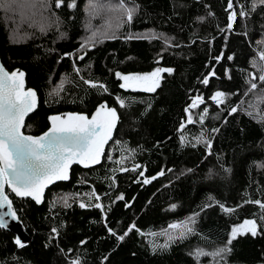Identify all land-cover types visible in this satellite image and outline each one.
Segmentation results:
<instances>
[{"label":"trees","instance_id":"trees-1","mask_svg":"<svg viewBox=\"0 0 264 264\" xmlns=\"http://www.w3.org/2000/svg\"><path fill=\"white\" fill-rule=\"evenodd\" d=\"M68 2L60 9L51 6L61 22L43 32L40 28L47 23L40 14L43 0L0 6L1 62L9 72L23 71L26 88L37 93V107L28 116L24 133L40 135L53 115L90 117L102 102L117 109L119 121L101 163L87 169L74 166L70 179L47 189L40 204L9 194L30 242L20 248L10 231L0 229V264H197L192 255L197 248L210 251L222 246L233 226L259 215L254 204H244L246 199L264 201V122L256 118L264 116V83L251 66L259 63L258 53L264 50V3L234 0L237 21L229 32L228 0H129L125 7L138 6L131 23L118 7L121 0H75L71 9ZM241 10L248 15L240 17ZM93 32L115 33L117 38L82 50L81 43ZM148 32L167 40L125 39L130 33ZM222 53L217 62L214 58ZM78 55L84 60L76 59ZM156 68L173 72L161 73L155 92L119 88L115 72L150 73ZM213 69L215 76L203 85L201 80ZM85 79L103 83L108 92L85 84ZM252 82L257 88L249 91ZM216 91L231 94L225 105L218 107L210 99ZM117 96L125 100V107H119ZM195 96H203L205 102L192 110L193 123L188 124L185 109ZM205 107L208 114L201 125ZM231 107L237 112L229 114ZM204 132L213 145L210 154L197 142ZM136 164L140 167L132 171ZM121 167L129 170L113 171ZM161 169L165 174L150 184L138 182ZM141 171L144 177L138 175ZM93 190L101 197L98 202L104 205L110 227L123 234L135 223L140 232L131 231L123 241L111 236L104 212L79 207L81 201L89 202L87 194ZM73 193L80 195L73 200ZM121 194L125 200H116ZM63 196L69 197L71 206H64ZM91 202L97 201L93 197ZM126 202L132 206L126 208ZM220 203L234 211L224 213ZM205 204L212 206L201 211ZM195 212L200 215L194 235L153 252V241L165 242L158 235L163 229ZM53 227L58 230L55 236ZM231 249L222 264H264V234L240 235ZM199 264L214 262L201 257Z\"/></svg>","mask_w":264,"mask_h":264},{"label":"snow or ice","instance_id":"snow-or-ice-1","mask_svg":"<svg viewBox=\"0 0 264 264\" xmlns=\"http://www.w3.org/2000/svg\"><path fill=\"white\" fill-rule=\"evenodd\" d=\"M16 0H0V6L7 4L10 8ZM129 0H121L118 7L126 15L127 22L131 23L134 19L138 6L125 7V3ZM264 3V0H259ZM65 4V0H43L41 16L47 22L42 24L40 30L46 31L47 27L52 24H58L61 22L57 13L52 10V5L55 9H60ZM253 4V10L255 8ZM68 8L76 7L75 0H70L67 3ZM234 7V0H228L226 11L229 12L227 30L231 32L233 30V24L237 21V12L232 11ZM48 13V15H44ZM209 15H212L209 13ZM240 17H245L248 12L245 10L239 11ZM203 20V17L200 18ZM115 33H102L93 34L85 38V42L81 43L80 48L91 50L96 43L102 42V39H115ZM165 39L162 34L156 33H140L137 35L129 34L125 39L132 40H158ZM258 44L262 41H257ZM71 53H65L64 56H71ZM84 55H78L76 59L84 60ZM223 58V53L214 59L217 62ZM228 60H232V56L227 57ZM259 63L253 61L251 66L259 71V81L264 83V50H260L258 53ZM59 62V61H58ZM75 67V65H74ZM77 74L79 69L75 68ZM167 72L171 74L173 69L171 68H156L150 73L146 74H122L121 72H115V77L121 81L119 88L123 90L140 91L146 93L155 92L159 87L161 73ZM227 74V70H226ZM25 73L19 69L7 71L3 65H0V229H4L8 226L6 217L11 218L13 221H18V210L13 207V200L10 199V195L6 194V188L10 190L11 194H14L16 198H31L37 204L42 202L45 189L56 181H68L70 179L69 170L73 164L82 165L84 168H91L101 163V158L104 156V147L109 140L112 139V133L116 129L119 121V116L116 108L109 107L106 102H102L98 105L96 112L92 115L91 119L83 114H66L64 116L53 115L49 117L50 128L41 134L40 136H32L25 134L22 129L26 127L25 117L37 107V93L35 90L28 88L25 90L24 85ZM215 76V70L209 72L201 80V83L208 86L210 78ZM251 80H256V76L253 73H248ZM85 84L91 85L93 88H99L103 93L108 92V88L103 83L95 84L90 80L85 79ZM257 84L250 83V89L255 90ZM58 94V93H57ZM231 95L224 93L223 91H216L210 99L219 107L225 105L226 98ZM247 95V93H245ZM119 107H125V100L121 97H116ZM143 102V101H141ZM205 102L203 96H195L191 100V104L186 107L185 112L188 113L187 123H193V117L191 112L193 109L198 108ZM150 106V105H149ZM237 112V107H231L229 114ZM208 114V108L205 107L202 110V114L199 116V123L204 124L206 116ZM250 114V113H249ZM251 115V114H250ZM259 121L264 122V116L256 117ZM181 130L185 128L184 123L180 125ZM219 129H212V132H217ZM208 133L204 132L203 135L197 137V142H202L204 146L211 153L213 147L211 138H205ZM195 146V145H193ZM108 159H112L109 155ZM124 157L117 160L118 165L123 163ZM140 165H133L132 171L139 168ZM129 169L121 167L114 169L113 171L126 172ZM165 169H161L156 176L145 177L142 181L143 184H150L153 180H156L159 176L165 174ZM172 171V169H167ZM140 177H144V172L141 171L138 174ZM112 183H115L113 178ZM79 193H73L71 198L75 200ZM88 195V203L81 201L79 203L80 208L94 207L104 212V205L99 203L101 197L93 190ZM95 198L96 203H92V198ZM209 197V200H212ZM61 200L65 207L71 206L69 204V197L63 196ZM116 200H125L123 194L116 197ZM254 204L258 210L259 215L256 218L244 219L242 223L237 226H233L230 230L227 241L222 246L215 248L214 250L205 251L202 248H197L192 255L196 258L197 264H199L201 257H209L214 264H222L224 258L232 251V242L240 235L251 234L253 237L264 234L258 229H264V201L246 199L244 204ZM126 208H130L132 205L125 204ZM211 204H205L202 206L201 211L211 207ZM224 213H231L234 209L229 208L223 203L218 205ZM239 205L237 207H242ZM6 211H3L4 208ZM172 209L176 208V205H171ZM108 211H111L109 208ZM200 215V212H195L185 220L170 223L167 228L163 229L158 235L165 238L163 244H156L152 242V250L164 251L167 250L172 243L177 240L186 239L188 236L195 234L193 225L196 223V217ZM105 227L111 236H114L117 241H123L125 237L133 230L140 232L135 223L128 226V228L119 234L115 228L110 227L107 223V213L104 212ZM57 228H52V233L57 234ZM140 234L143 235L141 232ZM15 244L23 248L26 245L22 242V239L17 237ZM85 242L81 241V245ZM103 259H107L104 257ZM73 264H77L73 261Z\"/></svg>","mask_w":264,"mask_h":264},{"label":"water","instance_id":"water-1","mask_svg":"<svg viewBox=\"0 0 264 264\" xmlns=\"http://www.w3.org/2000/svg\"><path fill=\"white\" fill-rule=\"evenodd\" d=\"M0 65H3L2 64V62H1V59H0ZM6 69V68H5ZM7 70V69H6ZM16 70V69H15ZM20 70V69H19ZM8 71V70H7ZM24 85H25V78H24ZM28 88H26V86H25V90H27ZM37 103H38V99H37ZM36 109V108H35ZM35 109L32 111V112H30L26 117H25V123H26V120H27V118H28V116L29 115H31L34 111H35ZM96 112V110L92 113V115L94 114ZM64 115H66V114H62V115H60V116H64ZM92 115L90 116V117H88L89 119H91V117H92ZM86 116V115H85ZM50 126H51V124H50V120H49V128H50ZM48 128V129H49ZM47 129V130H48ZM46 130V131H47ZM22 131L24 132V128L22 129ZM46 131H44V132H46ZM43 132V133H44ZM43 133H41V134H43ZM40 134V135H41ZM113 134V133H112ZM40 135H37V136H40ZM33 136V135H32ZM110 142V140L108 141V143ZM107 143V144H108ZM106 144V145H107ZM106 145H105V147H106ZM104 147V148H105ZM76 165H78V166H81L82 167V165H79V164H73L72 166H71V168H70V170H69V174H70V171H71V169L74 167V166H76ZM84 168V167H83ZM59 182H63V181H56V182H54V183H52V184H50L46 189H45V192L47 191V189H49L51 186H53L54 184H56V183H59ZM45 192H44V195H45ZM6 194H11L10 193V190L9 189H7L6 188ZM11 195H13L14 196V194H11ZM15 197V196H14ZM16 198V197H15ZM44 198V197H43ZM17 199H30V200H32L31 198H17ZM43 200V199H42ZM33 201V200H32ZM35 202V201H34ZM36 203V202H35ZM7 210V208L5 207L4 209H3V211H6ZM7 221H8V226L6 227V228H4V230H7V231H10L14 236H15V238H14V241H15V239L17 238V237H19V238H21L22 239V242L26 245L28 242H30V239H29V237L27 236V234H26V232H25V229H24V227H23V225H22V223H21V221L20 220H18V221H13V220H11V218H9V217H6L5 218ZM15 243V242H14Z\"/></svg>","mask_w":264,"mask_h":264},{"label":"rangeland","instance_id":"rangeland-1","mask_svg":"<svg viewBox=\"0 0 264 264\" xmlns=\"http://www.w3.org/2000/svg\"><path fill=\"white\" fill-rule=\"evenodd\" d=\"M132 74H146V73H132Z\"/></svg>","mask_w":264,"mask_h":264},{"label":"flooded vegetation","instance_id":"flooded-vegetation-1","mask_svg":"<svg viewBox=\"0 0 264 264\" xmlns=\"http://www.w3.org/2000/svg\"><path fill=\"white\" fill-rule=\"evenodd\" d=\"M49 128V127H48ZM47 130V129H46ZM81 167V166H80ZM83 167V166H82Z\"/></svg>","mask_w":264,"mask_h":264}]
</instances>
